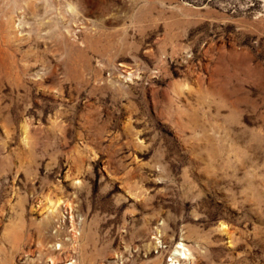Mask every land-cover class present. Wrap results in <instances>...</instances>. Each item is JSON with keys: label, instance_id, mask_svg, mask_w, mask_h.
I'll return each instance as SVG.
<instances>
[{"label": "rangeland", "instance_id": "374dc122", "mask_svg": "<svg viewBox=\"0 0 264 264\" xmlns=\"http://www.w3.org/2000/svg\"><path fill=\"white\" fill-rule=\"evenodd\" d=\"M73 263L264 264V0H0V264Z\"/></svg>", "mask_w": 264, "mask_h": 264}, {"label": "bare ground", "instance_id": "6f19581e", "mask_svg": "<svg viewBox=\"0 0 264 264\" xmlns=\"http://www.w3.org/2000/svg\"><path fill=\"white\" fill-rule=\"evenodd\" d=\"M58 203H59V202H58ZM58 203H56L55 205H56V206H59L60 203H59V204H58ZM179 248H180V247H179ZM188 252H189V251H188ZM177 253H178V252H177ZM184 253H185V252H184ZM180 254H181V253H180ZM184 255H185V254H184ZM182 257H183V258H187L186 255H185V256H182ZM73 264H74V263H73Z\"/></svg>", "mask_w": 264, "mask_h": 264}]
</instances>
